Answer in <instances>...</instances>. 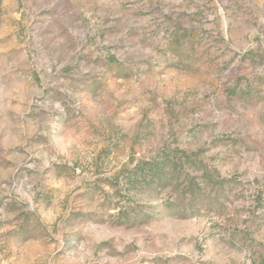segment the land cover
<instances>
[{
    "label": "rangeland",
    "instance_id": "rangeland-1",
    "mask_svg": "<svg viewBox=\"0 0 264 264\" xmlns=\"http://www.w3.org/2000/svg\"><path fill=\"white\" fill-rule=\"evenodd\" d=\"M0 264H264V0H0Z\"/></svg>",
    "mask_w": 264,
    "mask_h": 264
}]
</instances>
